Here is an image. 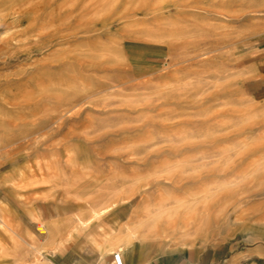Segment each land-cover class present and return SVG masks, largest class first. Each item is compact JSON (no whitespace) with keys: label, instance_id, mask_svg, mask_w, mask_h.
<instances>
[{"label":"rangeland","instance_id":"374dc122","mask_svg":"<svg viewBox=\"0 0 264 264\" xmlns=\"http://www.w3.org/2000/svg\"><path fill=\"white\" fill-rule=\"evenodd\" d=\"M263 48L264 0H0V264H264Z\"/></svg>","mask_w":264,"mask_h":264},{"label":"crops","instance_id":"0c3cea01","mask_svg":"<svg viewBox=\"0 0 264 264\" xmlns=\"http://www.w3.org/2000/svg\"><path fill=\"white\" fill-rule=\"evenodd\" d=\"M262 52H264V48L261 50ZM154 52L152 53L151 57L149 58V60L145 61H139V62H135V68L137 70H140L142 72L140 73H146L149 71H153L157 68H159V63L163 57V54L160 51H151ZM252 66H250V70H248L249 73V77L248 79H250V81L254 82V81H260V80H264V57L262 60H256L254 62L251 63ZM113 258V257H112ZM134 259H132L131 257L126 258V264H138L133 262ZM112 264V260H102V258L100 257H94L92 259H87L85 256H83L82 253L78 252V251H67L65 253H55L54 257H53V262L51 264ZM143 264V263H140ZM148 264V263H145Z\"/></svg>","mask_w":264,"mask_h":264},{"label":"bare ground","instance_id":"6f19581e","mask_svg":"<svg viewBox=\"0 0 264 264\" xmlns=\"http://www.w3.org/2000/svg\"><path fill=\"white\" fill-rule=\"evenodd\" d=\"M98 213H99V212H98ZM261 216H262V215H261ZM8 224H9V223H8ZM118 235H119V234H118ZM132 236H133V235H132ZM134 236H135V235H134ZM120 238H121V237H120ZM106 239H107V238H106ZM120 240H121V239H120ZM125 240H126V242H124V243H126V244H128V245H130V246L133 244V240H132L131 238H128V239L126 238ZM125 240H124V241H125ZM126 244H125L124 246H126ZM131 247H132V246H131ZM131 247H130V248H131ZM132 248H133V247H132ZM2 250L5 251V249H3V248H2ZM116 250H117V249H116ZM116 252L120 254V257H123V255L126 254L125 251H124V248H120V249L117 250ZM132 252H134V251H132ZM127 253H128V252H127ZM122 254H123V255H122ZM133 254H134V253H133ZM133 254L131 253V256H132ZM113 258H114V256H113Z\"/></svg>","mask_w":264,"mask_h":264},{"label":"built area","instance_id":"2783aa9c","mask_svg":"<svg viewBox=\"0 0 264 264\" xmlns=\"http://www.w3.org/2000/svg\"><path fill=\"white\" fill-rule=\"evenodd\" d=\"M97 264H99V263H97ZM112 264H123V262L121 261L119 253H115L114 254V258H113Z\"/></svg>","mask_w":264,"mask_h":264}]
</instances>
